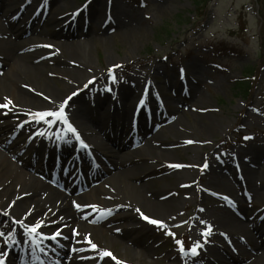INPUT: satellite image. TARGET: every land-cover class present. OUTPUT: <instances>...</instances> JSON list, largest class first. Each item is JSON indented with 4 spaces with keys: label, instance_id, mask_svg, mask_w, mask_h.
<instances>
[{
    "label": "rangeland",
    "instance_id": "rangeland-1",
    "mask_svg": "<svg viewBox=\"0 0 264 264\" xmlns=\"http://www.w3.org/2000/svg\"><path fill=\"white\" fill-rule=\"evenodd\" d=\"M22 1L6 15L8 20H20L25 28L33 27V32L22 40L38 39L37 42L42 40L48 45H64L69 59L82 64L79 66L84 73L78 76L77 83L58 74L49 76L56 89L68 85L66 90L73 91L78 85H84L75 103L77 121L91 124L93 120L100 121L108 128L111 119L126 112L137 119L142 112L139 123L143 130L140 128L128 136L125 133L124 141L129 147L121 153H133L151 138L157 139L149 143L151 147L177 152L167 157L174 164H163L138 183L158 190L159 197L174 203L177 219L165 229L142 228L145 230L136 233L137 239L132 240L131 228L138 227L141 220H113L127 208L102 211L91 207L78 210L74 206L77 212L88 213L85 224L75 234L73 230L64 232L78 242L74 255L70 253L75 259L73 264H201L213 250L221 251L223 247L233 257H239L236 250L228 247V231L221 228L227 217L245 224L247 235L261 237L264 231V0H52L51 10L48 0H38L40 16L23 13ZM3 15L5 12L1 11L0 16ZM121 26L127 31L122 36L119 35ZM80 39L88 44L78 51L66 47ZM65 54L56 52V61L51 67L65 66ZM5 70L0 62V80ZM89 78L91 81L83 84ZM119 87L131 88L132 92L123 98L118 95ZM105 92L108 96L103 95ZM101 94L106 98L100 107ZM61 103L51 104L53 112L58 111ZM0 111L9 113L12 109L0 108ZM32 116L13 112L0 117V153L14 150V154L22 156V164L16 158L10 160L19 166L32 164L41 180H46V173L56 177L58 167L68 168L67 159L54 166L53 160L36 158L33 142L37 140V146L43 143L42 135L46 134L48 123ZM27 120L33 121L34 126ZM209 124L215 127L214 132L206 129ZM198 125L206 127L203 134L193 131ZM92 131L100 142L117 150L118 145L96 129ZM176 138L181 141L176 142ZM83 141L88 142L85 138ZM203 162L216 167L210 170L204 165L200 167ZM105 167L103 164L96 169L91 183L86 176L71 177V185L82 190L78 195L94 187L100 190L97 194L82 196L78 205H93L100 198V192H113L111 183L106 182L112 173H105ZM210 178L217 179L216 185L208 183ZM86 180L89 187L83 186ZM51 184L54 186L53 181ZM1 209L0 232L5 236L0 238V248L7 240L9 256L14 247L22 251L33 246V238L22 243L17 240L16 221L24 218V209ZM201 209L207 224L198 226L194 220L198 219ZM4 212L9 215H3ZM131 213L137 217V212ZM209 226L211 232L203 236ZM55 230L38 229L46 237ZM166 232L174 233L175 238ZM86 237L98 246L97 251L85 242ZM50 240L35 237L39 249H43L38 259L42 261L35 264L47 260L57 262L55 254L50 253L60 246ZM177 240L182 242L184 252ZM75 241L70 244L74 245ZM197 243L202 247L193 256L190 249ZM246 250L251 251L250 247ZM104 251L111 252L115 259H101ZM224 256L232 258L226 253ZM20 263L15 256L6 261V264Z\"/></svg>",
    "mask_w": 264,
    "mask_h": 264
},
{
    "label": "bare ground",
    "instance_id": "bare-ground-1",
    "mask_svg": "<svg viewBox=\"0 0 264 264\" xmlns=\"http://www.w3.org/2000/svg\"><path fill=\"white\" fill-rule=\"evenodd\" d=\"M48 2V9L51 10L53 2L52 0H48ZM18 3L19 0H0V12H5V15L0 16V62L6 68L3 79L0 80V103H6L4 98L7 97L12 101V104L9 105L12 111H9V113L33 114L32 117H34V114L39 111L53 112L54 108L51 106L52 103L56 104L61 101V104H63L66 98L71 96V99L67 100L64 111L68 117V121L76 129V133L79 137L77 138V135L69 132L67 125L56 121L54 117L46 118L53 121V123L47 125V132L45 135H42V144L40 143L37 146V140L33 142V146H36V158H41L43 161L46 160V162H51L53 160L54 166L56 165L55 163L67 159L66 161L68 164L67 169H64V166L58 167V174L56 177L46 173V180H41V178L36 176L37 174L39 175V171L32 164H23L19 166L16 162L10 160L16 158L18 162L22 164V156L14 154V150H10L8 154L0 153V208H2L1 210H7L6 208L9 207L11 209H24V218L19 220L20 223H17L18 242L22 243L32 238V236L28 235L23 225H27L30 228L37 223H42L44 226L39 229L43 231L50 228H55L56 230L62 229L61 237H67V234L64 232L68 230L77 231L79 227L84 225L85 217L88 212H77L74 206L78 204L82 196H88L94 193L97 194L100 190L94 187L90 192L78 195L82 190L78 189L76 186L73 187V185H71L72 183H70V179L72 176L73 178H84L86 176L91 183L93 179H95L94 175L96 169L103 166V164L106 166L104 172L108 174L112 173L106 182L111 183L113 192H100V198L95 200L93 205L97 206L96 208L102 211H112V209L114 210L117 208L128 209L125 212H120L115 215L114 221L125 220L137 222L136 220H141L139 221L141 224L138 227H135V223L131 224L135 227L131 228V232H134L130 233L132 234V240L137 239L136 233L138 235L145 230L142 228L156 226L145 223L146 221L141 218L140 214L136 211L137 209L145 216L163 221L166 225L171 222L173 223L178 217L176 205L174 203L172 204L169 200H163L159 197L160 194L158 190L150 189L138 183L142 177L151 176L160 169L163 164H174V162L168 161L167 157L172 154H177V152H164L151 147L149 143L157 140L151 138L148 143L143 145V148L133 153H125V155L121 153L129 147L128 143L124 141L125 138L130 135L131 132L140 130L141 124L139 122L142 119V112L138 114L136 117L137 119L131 118L129 112L111 119L108 128H105L104 123L100 121L93 120L92 124L84 120H78V122L76 113L77 106L75 103L79 95V90L84 85H78L79 88L73 91L66 90L70 87H68V85H66L67 87L63 86L62 89H56L54 85H51L49 76L58 74L59 76L68 78L74 83H77L78 76L81 77L84 73L79 66L82 64L74 59H69L70 56L68 57L64 52V45L54 43L50 45L51 47L47 48L43 45H48L49 43H43L42 40L41 42H37L38 39L37 41L30 40L24 42L22 38L28 33L33 32V27L30 25L28 28H25L22 26L20 20L17 22V20H8L6 17L8 13L17 7ZM22 4H24L23 13L33 12L37 13V16L42 14L41 11H38L41 9L37 8L38 0H23ZM45 8L46 7L43 9ZM16 14L20 15L19 13ZM35 22L36 21L33 22L34 25ZM78 26L77 23L76 27L78 31H80ZM126 33L127 31L123 30L121 26L119 35L122 36ZM47 36L50 37L49 32H47ZM95 41V39L92 40L93 43ZM86 44H88V42H83L80 39L73 43H69L66 47L78 51L81 49L80 47ZM58 51L65 54L64 58L66 60V65L63 66V64H61V67L54 68L51 66L52 63L56 61L54 54ZM90 81L91 78L87 79L83 84ZM128 92H132V89L125 87H119L118 89V95H121L123 98ZM73 93H76V95H72ZM103 95L108 96V92L103 93ZM103 95L101 94L98 99V105L100 107L103 105L104 98H106ZM46 109H50L51 111ZM59 110L60 108L58 111ZM9 113L0 111V117ZM27 118L26 116L24 119ZM27 121L28 124H31V127L34 126L33 121ZM206 126H208V128H203L202 125H198V129L193 131L198 132V134H203V132L206 131L205 128L213 132L215 131V127L211 124ZM92 129H96V131L104 135L108 141L113 142L116 146L118 145L117 150L114 151L108 147V145L100 142ZM3 130L4 128L2 127L1 131ZM15 133H17V130ZM125 133L127 134L126 137H124ZM84 138L94 146L83 141ZM39 139L41 140V136ZM175 140L178 143L181 141L180 138H176ZM128 154L131 157H129ZM204 163L205 162H203L200 167H202ZM214 167L216 166L207 165L209 170ZM52 181L54 182V186L51 184ZM216 181L217 179L210 178L208 183L216 185ZM89 182L87 180L84 181L83 186L89 187ZM203 189L205 190V188ZM89 206L91 205L89 204ZM132 211L137 212V217L133 216L131 213ZM198 213L199 217L194 220V223L198 226L200 224H207L204 212L200 210ZM61 217L63 219H60ZM53 221H55V223H53ZM221 228L228 231V236L226 237L228 247L234 252L236 250L239 257H233L231 253L229 254L228 249L223 247L221 251L213 250L212 254L210 253L205 257L201 264H235L236 261L240 262L237 264H264V231L261 237L257 238L251 234L247 235L249 232L245 229V224L229 217L223 221ZM61 237H57L55 241L59 244L60 249L50 253L51 255L55 254L56 258L54 259L57 260V262L50 261L49 263V260H47L45 261L46 263L42 264H73L75 259L70 257V253L74 255L75 251H72V249H78V242L75 237L73 238L70 236V238L67 237V239ZM73 240H76L73 242L74 245L70 244ZM240 240L245 243L242 245L239 244L238 241ZM248 247H250L251 251L246 250ZM13 249V252H10L9 256H11L10 254H15L20 261L24 260L31 264L42 261L38 260L39 258L37 255L40 250L37 247H26V251L23 252H19L17 247ZM225 253L232 258H225ZM58 258L62 259L58 260Z\"/></svg>",
    "mask_w": 264,
    "mask_h": 264
},
{
    "label": "snow or ice",
    "instance_id": "snow-or-ice-1",
    "mask_svg": "<svg viewBox=\"0 0 264 264\" xmlns=\"http://www.w3.org/2000/svg\"><path fill=\"white\" fill-rule=\"evenodd\" d=\"M45 47H51V46L50 45H45ZM116 67H120V66H116ZM181 71H183V70H181ZM113 80H115L114 76H113ZM72 95H76V93H73ZM70 99H71V96L66 98L64 103L60 106V110L59 111H56V112H39V113H35L34 115L38 118V120L43 121L44 123H48V124L53 123V121H50V120H48L46 118L47 117H54L56 121H59L60 123H63L65 125H67L68 131L73 133L74 135H77V138H79L78 134L76 133V129L68 121L67 115H66V113L64 111V108L67 105V100H70ZM4 100L6 101V103H0V108H8L9 105L12 104V101L9 98L5 97ZM245 139H250V137H245ZM189 143H191V141H189ZM171 167L179 168V167H181V165H171ZM204 167H207V164H205ZM214 195H215V193H214ZM225 199L228 200L229 198L225 197ZM74 204H75V202H74ZM75 206H76V208L78 210H81L82 208H87V207H91L93 209H96V207H97L95 205H91V206L84 205V206H81V205H78V204L75 205ZM136 211L140 214L141 218L144 219L145 221H147L148 223H150L152 225H156L157 227H159L161 229H165V228L168 227V225H166L163 221L151 219L148 216H145L139 209H137ZM201 211H203V210L201 209ZM3 215L7 216V215H9V213L4 212ZM60 219H63V218L61 217ZM16 222L20 223V221H16ZM53 223H55V221H53ZM202 223H203V221H202ZM43 226L44 225L42 223H37L35 226L30 227V228L27 225H23V227H25V229L27 230L28 235L32 236L33 242L35 244V247H37V248H39V244L36 243V241H35V237L37 235H39L41 237V239H51L52 241H56L57 237H61V230L55 231L50 237L44 236L42 233H40L38 231V229L43 227ZM73 232L75 234V230H73ZM210 232H211V227L209 226L208 230L203 232L202 235L203 236H207V235H209ZM9 235H11V234H9ZM166 235H170V236H173V238H175V234L172 233V232H166ZM4 236H5V233L4 232H0V238H2ZM61 238L67 239V237H61ZM241 239H243V238H241ZM85 242L90 245L92 250H94V251L98 250V246L96 244L92 243L91 240L88 239L87 237L85 238ZM177 244L181 245V251L184 252L185 250L183 248L182 242L177 240ZM7 245H8V241L5 240L3 247L0 248V264H6L5 257L7 256ZM201 247H202V245H200L198 243L193 245L191 247V249H190L191 254L193 256L198 255V249L201 248ZM40 251L43 252V249L41 248ZM72 251H76V249H72ZM104 257H112V253L109 252V251H104V252H102L100 258L103 259ZM112 258L115 259V257H112ZM117 264H119V262H117Z\"/></svg>",
    "mask_w": 264,
    "mask_h": 264
},
{
    "label": "trees",
    "instance_id": "trees-1",
    "mask_svg": "<svg viewBox=\"0 0 264 264\" xmlns=\"http://www.w3.org/2000/svg\"><path fill=\"white\" fill-rule=\"evenodd\" d=\"M239 88H242L243 89V87L241 86V87H239ZM238 90V89H237Z\"/></svg>",
    "mask_w": 264,
    "mask_h": 264
}]
</instances>
